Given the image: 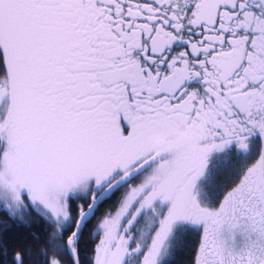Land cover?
I'll return each instance as SVG.
<instances>
[{"label": "snow or ice", "instance_id": "1", "mask_svg": "<svg viewBox=\"0 0 264 264\" xmlns=\"http://www.w3.org/2000/svg\"><path fill=\"white\" fill-rule=\"evenodd\" d=\"M0 264H264V0H0Z\"/></svg>", "mask_w": 264, "mask_h": 264}, {"label": "trees", "instance_id": "2", "mask_svg": "<svg viewBox=\"0 0 264 264\" xmlns=\"http://www.w3.org/2000/svg\"><path fill=\"white\" fill-rule=\"evenodd\" d=\"M26 220L39 221V217L33 215L32 217H25ZM4 221L7 224L12 225L13 221L4 217ZM36 237V239H33ZM9 240L8 247L15 248V251H22L24 247H27L33 253L35 258L39 256V249L44 247L43 244V228L38 222H32L27 225H13L11 231L7 234ZM23 241L24 243H19ZM12 242H16L15 244ZM13 253H9V259ZM176 261L179 262L182 257L177 255Z\"/></svg>", "mask_w": 264, "mask_h": 264}]
</instances>
